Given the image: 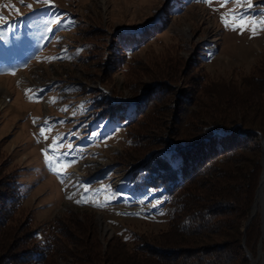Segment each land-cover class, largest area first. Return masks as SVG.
Wrapping results in <instances>:
<instances>
[{
  "label": "rangeland",
  "instance_id": "1",
  "mask_svg": "<svg viewBox=\"0 0 264 264\" xmlns=\"http://www.w3.org/2000/svg\"><path fill=\"white\" fill-rule=\"evenodd\" d=\"M251 4L0 0V178L20 176L21 213L32 212L41 238L66 218L94 224L104 246L117 235L131 244L133 233L158 234L167 228L158 195L129 185L131 169L140 163L146 166L164 154L177 157L180 142L174 130L169 123L158 128L165 96L157 94L163 98L156 110L132 127L115 108L129 104V122L149 84H170L169 103L177 105L190 90L189 82L205 87L251 75L264 60V30L253 24L255 34L252 27L241 32L221 22L224 16L231 24L233 14L240 13L246 21H260L264 0ZM42 126L47 139L40 135ZM140 135L146 138L137 146ZM56 137L58 146L48 157L65 174L63 182L42 152ZM161 140L169 144L165 151L149 147ZM72 193L74 198H67ZM81 198L88 202H75ZM258 251L259 244L257 256ZM69 263L59 258V264Z\"/></svg>",
  "mask_w": 264,
  "mask_h": 264
},
{
  "label": "trees",
  "instance_id": "2",
  "mask_svg": "<svg viewBox=\"0 0 264 264\" xmlns=\"http://www.w3.org/2000/svg\"><path fill=\"white\" fill-rule=\"evenodd\" d=\"M186 86L190 90L177 105L169 103L174 95L170 84L145 86L143 103H137L139 112L129 122V104L114 111L132 127L159 106L163 97L158 99L157 94L165 96L158 128L169 123L174 130L173 137L180 142L177 157H154L135 170L129 184L158 195L165 230L133 233L131 244L117 235L104 246L94 224L66 218L58 219L51 234L41 238L43 230L33 228L32 212L21 213L20 176L13 174L0 178V264H59V258L69 264H251L243 247V228L263 173L264 60L236 83ZM141 104L146 111L140 112ZM144 138L138 136L137 146ZM154 145L165 151L169 144L149 143ZM246 238L247 250L257 257L259 216Z\"/></svg>",
  "mask_w": 264,
  "mask_h": 264
},
{
  "label": "snow or ice",
  "instance_id": "3",
  "mask_svg": "<svg viewBox=\"0 0 264 264\" xmlns=\"http://www.w3.org/2000/svg\"><path fill=\"white\" fill-rule=\"evenodd\" d=\"M44 2H47V0H44ZM203 2H207V0H203ZM227 2H232V0H225V3H227ZM245 2L247 3V5H248L249 8L252 7L251 0H245ZM28 7L31 8L32 6L31 5H28ZM49 7H52V5H49ZM243 15H244L243 13H240L239 16H236L235 14H233V16H232V23L231 24H229V21L226 20L224 16H221V22L224 24V26L226 28L231 27L232 30H236L237 28H239L241 30V32H243L248 27H252L253 34H255L256 28L253 27V24L261 25L260 30H264V15H262L260 21H252V22L244 20L243 19ZM0 19H3V17L0 16ZM2 35H3V33H0V36H2ZM61 58H64V57H61ZM52 59H55V58H52ZM62 110H66V109H62ZM44 123L47 124L48 121L45 120ZM44 132H45V129L42 126L41 127V130H40V135L42 137H44L45 139H47V137L44 136ZM59 140H60V137H56L54 139L53 145L52 146H49V148H47L45 150H42V152L45 155L46 164L48 165V167L50 168V170L53 171V172H55V174L58 176V178H60L61 181L63 182L64 177H65V174L63 172L56 171V168L54 167L52 160H50L49 157H48L49 151L54 150L58 146L57 145V141H59ZM37 142L39 143L40 141L37 140ZM63 155H64V153H61V156H63ZM59 162H60L59 159H57L56 160V163L58 164ZM65 166H67V165H65ZM75 195H76V193H72L67 198L73 199ZM75 202L76 203H84V202H88V201H86L84 198H81V199L75 200ZM95 206H97V207H103L104 205L97 204Z\"/></svg>",
  "mask_w": 264,
  "mask_h": 264
},
{
  "label": "water",
  "instance_id": "4",
  "mask_svg": "<svg viewBox=\"0 0 264 264\" xmlns=\"http://www.w3.org/2000/svg\"><path fill=\"white\" fill-rule=\"evenodd\" d=\"M175 154H177V151H174ZM145 164L144 162L140 163L139 165L135 166V168L131 169V173H133L136 169L143 167ZM261 165L263 167V173L260 179L259 187L256 192V197H255V202L252 207L251 215L248 218V220L245 223V226L243 228V247L245 248L247 252V257L250 259L251 264H264V253L262 251L264 247V137H262V160H261ZM261 210V232H262V237L259 243V251H258V256L255 258L246 248V232L247 229L249 228L250 224L253 222V220L256 218L258 214V210Z\"/></svg>",
  "mask_w": 264,
  "mask_h": 264
},
{
  "label": "bare ground",
  "instance_id": "5",
  "mask_svg": "<svg viewBox=\"0 0 264 264\" xmlns=\"http://www.w3.org/2000/svg\"><path fill=\"white\" fill-rule=\"evenodd\" d=\"M77 174V173H76Z\"/></svg>",
  "mask_w": 264,
  "mask_h": 264
}]
</instances>
